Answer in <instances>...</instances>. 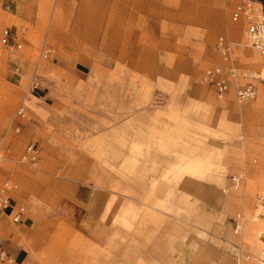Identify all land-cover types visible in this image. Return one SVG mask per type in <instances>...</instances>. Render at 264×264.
Wrapping results in <instances>:
<instances>
[{
  "label": "rangeland",
  "instance_id": "rangeland-1",
  "mask_svg": "<svg viewBox=\"0 0 264 264\" xmlns=\"http://www.w3.org/2000/svg\"><path fill=\"white\" fill-rule=\"evenodd\" d=\"M236 1L134 0L124 22L135 25L122 26L115 0H0V32L22 42L0 43V136L27 106L0 163V183L16 181L26 206L22 221L0 219L13 253L0 264L264 262V53L230 21ZM221 33L261 75L249 102L233 88L220 101L201 81L221 62ZM32 141L34 165L21 160ZM235 241L249 259L232 254Z\"/></svg>",
  "mask_w": 264,
  "mask_h": 264
},
{
  "label": "built area",
  "instance_id": "built-area-1",
  "mask_svg": "<svg viewBox=\"0 0 264 264\" xmlns=\"http://www.w3.org/2000/svg\"><path fill=\"white\" fill-rule=\"evenodd\" d=\"M229 19L232 22H242L245 34L249 40L250 46L257 48L264 53V45H260L259 34L264 31V1L263 0H237L231 7ZM0 43L9 51H15L22 45L17 32L12 31L8 26L2 28L0 32ZM237 43L227 33H221L217 36L214 48L218 51L221 62L215 63L206 68L201 76V81L205 83L219 100H224L230 89L233 88L235 100L239 103H246L252 100L257 91V87L252 80L248 70L240 66L235 55ZM53 52V48L47 43H43L39 50V58L47 59ZM254 78V79H249ZM37 83L33 81L32 87L35 88ZM27 106L24 102L17 105L13 115V123L0 136V163L4 156L3 151L6 138L17 133L20 130L22 121L27 117ZM40 155V148L37 141L26 144L24 153L21 157L22 161L34 165ZM232 184L237 187L240 183V176H232ZM18 183L8 177L4 178L0 183V213L7 215L11 221L20 222L25 216L26 206L22 201L15 198L18 190ZM257 199L264 204V195ZM232 233L237 235L240 233L244 218L241 212H236L231 218ZM232 254L236 258L249 259L248 250L242 248L238 242H233ZM12 257L8 255L5 248L0 246V261L12 262Z\"/></svg>",
  "mask_w": 264,
  "mask_h": 264
},
{
  "label": "crops",
  "instance_id": "crops-1",
  "mask_svg": "<svg viewBox=\"0 0 264 264\" xmlns=\"http://www.w3.org/2000/svg\"><path fill=\"white\" fill-rule=\"evenodd\" d=\"M115 4H116L117 22H119V20H121L122 26L125 25V23H126V25H133L134 26L135 25V18L134 17L131 18L133 20V22H130L129 21V18H126L127 19V22H124V16L127 17V15H125L124 12L126 10H129V8H128L129 5H131V4H132V6L134 5V0H115ZM131 10H134V8L131 9ZM143 11L145 12V15L147 16V14H148L147 9H144ZM256 78H258V77H256ZM261 78H263V77H261ZM260 91H261V94L264 93V86L261 87V90ZM4 215L5 214L0 213V219H2V220L5 219ZM8 253L10 254V256H13L12 255L13 253H11L10 251ZM262 264H264V262Z\"/></svg>",
  "mask_w": 264,
  "mask_h": 264
},
{
  "label": "bare ground",
  "instance_id": "bare-ground-1",
  "mask_svg": "<svg viewBox=\"0 0 264 264\" xmlns=\"http://www.w3.org/2000/svg\"><path fill=\"white\" fill-rule=\"evenodd\" d=\"M244 33H245V31H244ZM245 36H246V34H245ZM246 42H247V44L250 46V43H249V40H248V38H247V36H246ZM259 42H260V45H264V31H261L260 32V34H259ZM238 45V44H237ZM261 55V54H260ZM264 56V55H263ZM253 75H255V77H259V76H261L260 74H257V73H255V74H253ZM262 80V79H261ZM228 95H229V93L227 94V96H226V98H224V100H227V97H228ZM216 97V96H215ZM217 98V97H216ZM218 99V98H217ZM234 99H235V96H234ZM219 100V99H218ZM224 100H220V101H224ZM237 102V101H236ZM238 103V102H237ZM240 176V175H239ZM241 178V177H240ZM259 196H263L264 195V193H257ZM257 196V195H256Z\"/></svg>",
  "mask_w": 264,
  "mask_h": 264
},
{
  "label": "water",
  "instance_id": "water-1",
  "mask_svg": "<svg viewBox=\"0 0 264 264\" xmlns=\"http://www.w3.org/2000/svg\"><path fill=\"white\" fill-rule=\"evenodd\" d=\"M264 1V0H263Z\"/></svg>",
  "mask_w": 264,
  "mask_h": 264
}]
</instances>
